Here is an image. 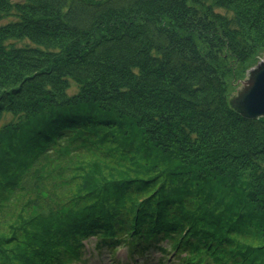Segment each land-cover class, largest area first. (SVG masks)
Listing matches in <instances>:
<instances>
[{
  "label": "trees",
  "instance_id": "trees-1",
  "mask_svg": "<svg viewBox=\"0 0 264 264\" xmlns=\"http://www.w3.org/2000/svg\"><path fill=\"white\" fill-rule=\"evenodd\" d=\"M263 54L264 0H0V209L38 199L0 231V264H84L90 238L264 264V118L228 106ZM68 144L86 159L43 217L30 182Z\"/></svg>",
  "mask_w": 264,
  "mask_h": 264
},
{
  "label": "rangeland",
  "instance_id": "rangeland-1",
  "mask_svg": "<svg viewBox=\"0 0 264 264\" xmlns=\"http://www.w3.org/2000/svg\"><path fill=\"white\" fill-rule=\"evenodd\" d=\"M252 63V61L246 62L245 67L249 66ZM243 68V69H244ZM242 78V70H239L237 73H230L225 77L226 79V85H227V92L229 93L231 90H234V85L237 80ZM243 80V79H242ZM11 120V117L9 115H4L3 119L0 121V127L5 125ZM63 145V144H62ZM68 151H70L68 156H64L65 158H62L60 156H57L56 154L48 155L47 156V162L44 163V165L40 166V178L35 175L34 180L36 182H30V185H32L34 190L37 189L41 190L40 197L41 200L38 202V206H47V209L51 208L50 210H45L42 213L43 217H46L47 215L51 213H57L59 212L60 208H64L65 204L68 201V191L71 189L70 185H65L62 183V180L64 178L70 179L74 176H76L77 171L75 169L79 166L78 163L84 158L86 159V156H84V152H72L71 151V144L67 145ZM49 157V159H48ZM53 157V158H51ZM67 168H69L67 170ZM61 172H66L65 176H60ZM73 185V184H72ZM26 194V195H25ZM34 194V196H33ZM22 198V200L19 198V203L16 207H2L0 209V231L6 232V227L9 226L12 222L11 219H15L17 216V213H19L21 210H25L28 208V203L31 201V199L36 198V193H32L29 195L28 193H22L19 194ZM32 197V198H31ZM38 199L33 200L29 204H33L36 206ZM26 203V207L23 206V204ZM55 203V206H52L51 203ZM67 205V204H66ZM14 208V209H11ZM26 239L29 241L28 237L30 235H25ZM95 240L89 239L91 250L89 252H86L85 254V261L88 264H110L111 253L106 248L102 249H95ZM94 244V246H93ZM161 246L165 245L164 243L160 244ZM95 249V250H94ZM113 260H116L118 262H123L126 259V253L124 248H117V250L113 253ZM145 256L139 257L138 260L140 262H143L146 258L149 257L148 262L150 264H154V260L158 257V252L156 248H151L150 250L144 252ZM90 258V259H89ZM89 259V260H88ZM153 259V260H152ZM112 260V261H113Z\"/></svg>",
  "mask_w": 264,
  "mask_h": 264
},
{
  "label": "water",
  "instance_id": "water-1",
  "mask_svg": "<svg viewBox=\"0 0 264 264\" xmlns=\"http://www.w3.org/2000/svg\"><path fill=\"white\" fill-rule=\"evenodd\" d=\"M240 86L228 99L229 108L245 120L264 118V54L246 71Z\"/></svg>",
  "mask_w": 264,
  "mask_h": 264
}]
</instances>
